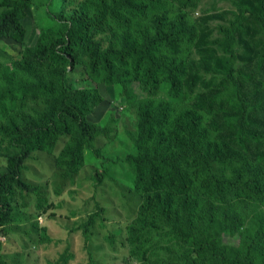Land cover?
Masks as SVG:
<instances>
[{
	"label": "trees",
	"instance_id": "16d2710c",
	"mask_svg": "<svg viewBox=\"0 0 264 264\" xmlns=\"http://www.w3.org/2000/svg\"><path fill=\"white\" fill-rule=\"evenodd\" d=\"M198 3L0 0V39L25 42L27 11H43L36 42L12 65L0 61V229L12 221L17 192L36 194L41 206L39 187L24 178L35 151L53 152L66 135L55 158L63 179L82 169L86 153L102 156L96 142L112 128L89 115L104 100L103 82L135 113L126 160L141 202L127 241L137 264H264V128L252 125L264 127V49L234 73L235 32L250 14L239 6L220 28L228 53L215 66L221 80L214 75L193 93L190 53L204 43ZM253 15L264 24V0ZM106 174L93 170L96 187ZM95 207L82 225L93 263L91 226L104 211ZM224 234L239 242H224ZM164 239L184 248L177 253ZM0 264H7L1 252ZM47 264H68L66 251Z\"/></svg>",
	"mask_w": 264,
	"mask_h": 264
},
{
	"label": "rangeland",
	"instance_id": "374dc122",
	"mask_svg": "<svg viewBox=\"0 0 264 264\" xmlns=\"http://www.w3.org/2000/svg\"><path fill=\"white\" fill-rule=\"evenodd\" d=\"M259 5L260 0H199L194 17L204 43L200 49L193 48L190 53L195 60L192 73L197 77L193 93L214 75L218 81L221 80L223 72L216 70L215 66L224 64L228 53L227 38L220 28L231 25L239 6H245L250 14L235 32L234 50L238 58L234 63V73H240L254 50L264 49V24L253 15L258 12ZM42 18V8L39 7L38 11L31 8L23 19L25 42L0 39L1 62L12 65L21 56L24 47L36 42ZM75 77L79 78L80 73H75ZM98 86L104 100L89 115V119L115 129H111L106 136H100L96 142L102 156L86 153L82 169L73 179H63L55 166V158L68 139L65 135L53 152L35 151L27 159L24 178L39 187L43 199L39 207L36 194L17 192L12 205V221L0 229V252L7 264H47L48 260L57 259L63 251H66L68 264L138 263L130 253L133 246L127 241V228L139 216L141 202L140 195L132 187L129 162L126 160V156L133 151L128 131L134 128L135 113L124 99L118 97L115 86L103 82H98ZM134 89L140 97L145 96L137 83H134ZM257 111L262 113L263 107L260 106ZM255 124L252 122L255 127L264 128L260 122ZM259 138L264 141V135L260 134ZM96 167L107 168L102 184L97 187L92 176ZM96 202L104 207V211L91 226L88 246L95 261L93 263L85 246L82 225L96 208ZM46 236L50 239L46 240ZM162 241L177 253L184 248L167 242V239ZM223 241L237 244L239 235L224 234Z\"/></svg>",
	"mask_w": 264,
	"mask_h": 264
}]
</instances>
